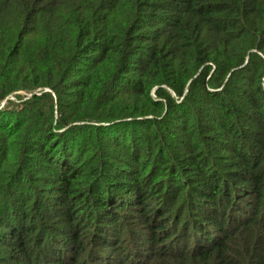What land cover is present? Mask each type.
Instances as JSON below:
<instances>
[{"label": "trees", "instance_id": "obj_1", "mask_svg": "<svg viewBox=\"0 0 264 264\" xmlns=\"http://www.w3.org/2000/svg\"><path fill=\"white\" fill-rule=\"evenodd\" d=\"M0 264H264V0H0Z\"/></svg>", "mask_w": 264, "mask_h": 264}, {"label": "rangeland", "instance_id": "obj_2", "mask_svg": "<svg viewBox=\"0 0 264 264\" xmlns=\"http://www.w3.org/2000/svg\"><path fill=\"white\" fill-rule=\"evenodd\" d=\"M22 94H26V93L23 92ZM27 95L28 96L26 98H29L32 94H27ZM11 99L20 101L16 96H12Z\"/></svg>", "mask_w": 264, "mask_h": 264}]
</instances>
